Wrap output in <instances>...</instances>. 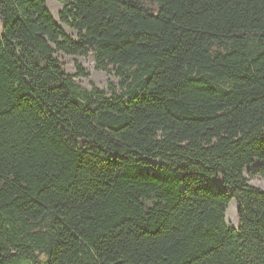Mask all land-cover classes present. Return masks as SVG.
Wrapping results in <instances>:
<instances>
[{"label":"trees","instance_id":"obj_1","mask_svg":"<svg viewBox=\"0 0 264 264\" xmlns=\"http://www.w3.org/2000/svg\"><path fill=\"white\" fill-rule=\"evenodd\" d=\"M59 1L0 0V264H264V0Z\"/></svg>","mask_w":264,"mask_h":264},{"label":"rangeland","instance_id":"obj_2","mask_svg":"<svg viewBox=\"0 0 264 264\" xmlns=\"http://www.w3.org/2000/svg\"><path fill=\"white\" fill-rule=\"evenodd\" d=\"M46 3L50 13L64 32L74 39H77V31L62 22L59 18V13L63 9L64 4L59 0H46ZM56 57L66 73L75 74L77 72L76 63L80 65L82 70L88 73L87 77L80 76L75 78L76 83L82 89H89L91 86H96L99 89L110 93L109 84L112 83L116 86L119 84V78L115 75L113 66H108L107 69H98L95 55L93 53H90L88 56H78L58 52ZM149 162L152 170L157 169L161 165V162L156 159H150ZM261 165L262 162L256 160L254 164L247 166L245 169V176L248 179L249 184L264 190V178L257 174V169ZM208 185L213 189L224 188L222 180L218 176H214L208 180ZM228 194L231 196V201L227 207L226 221L229 225L237 227V210L239 204L235 197L232 196L231 191H229Z\"/></svg>","mask_w":264,"mask_h":264}]
</instances>
